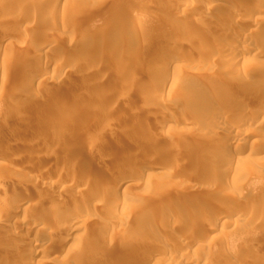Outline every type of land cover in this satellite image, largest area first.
<instances>
[{"label":"rangeland","instance_id":"1","mask_svg":"<svg viewBox=\"0 0 264 264\" xmlns=\"http://www.w3.org/2000/svg\"><path fill=\"white\" fill-rule=\"evenodd\" d=\"M210 1L0 4L4 264L36 258L17 253L40 242L49 254L38 255L39 264H141L144 255L156 257L153 264H264V114L242 128L217 114L243 99L264 110V58L247 53V61L230 66L223 55L226 44L260 41L256 22L239 31L224 27L233 18L227 5L255 0H220L209 9ZM261 14L264 23V6ZM233 136L244 145L227 152ZM123 167L126 175H117ZM122 177L127 186L110 191ZM12 192L18 202H37L38 210L19 212L32 227L3 228L15 209L4 199ZM173 211L193 217V225L170 227L164 221ZM36 220L60 237L39 235ZM73 223L80 226L78 257L59 241Z\"/></svg>","mask_w":264,"mask_h":264},{"label":"bare ground","instance_id":"2","mask_svg":"<svg viewBox=\"0 0 264 264\" xmlns=\"http://www.w3.org/2000/svg\"><path fill=\"white\" fill-rule=\"evenodd\" d=\"M10 1V0H9ZM117 1H120V0H117ZM212 1V2H211ZM210 2H211V4H210V8L209 9H211L212 7H211V5H213V4H218V3H220L221 1L220 0H211ZM6 2H8V0H0V4H3V3H6ZM209 2V3H210ZM213 3V4H212ZM231 3V2H230ZM117 5V4H116ZM215 6V5H214ZM213 6V7H214ZM264 6V0H255V1H253V3H251V4H248V5H239V4H236V3H231V4H229V5H227V7H226V9H227V11L230 13V14H232L233 16V18H231V20H227V22H224L225 23V25H224V27L226 28V29H228V30H237V31H239V29L240 28H242V27H245V25H248L250 22L252 23V25L254 24V22H256L257 24H256V26H258V30H257V27L255 28L256 29V31L253 33V37L254 36H256V37H258V39H260V41L259 42H255L254 44L252 43H250L249 41H247V40H242V42H240V43H238L237 45H235V44H231V43H229V44H226L227 46L225 47V49H223V55L226 57V59H227V64H228V62L230 63V66L231 65H233L235 62H238V61H240V60H244L243 61V63L245 62V61H247L248 59H246L244 56L247 54V53H249V54H253V55H256V56H261L262 58H264V23H263V21H261V9H262V7ZM216 7H217V5H216ZM209 11V10H208ZM52 17L53 18H55V19H57V14L55 13V12H53L52 13ZM221 26H222V24H220ZM250 25V24H249ZM223 27V26H222ZM253 32V31H252ZM103 33V32H102ZM121 42V41H120ZM198 44V43H197ZM124 45H125V43H123L122 42V44H120L119 45V47H118V49H120L121 51H122V49H123V47H124ZM201 45V44H200ZM126 46H128V45H126ZM223 48V47H222ZM225 50V51H224ZM212 51V50H211ZM216 51H218V50H216ZM215 51V52H216ZM82 52H84V51H82ZM214 52V51H213ZM81 53V52H80ZM85 53V52H84ZM78 54H79V52H78ZM217 54L219 55V51L217 52ZM88 55V54H87ZM100 55V54H99ZM212 55V54H211ZM75 57H77V56H75ZM89 56H86V58L85 57H83V58H85V59H87ZM213 57H214V54H213ZM215 57H216V54H215ZM80 58H81V56H80ZM83 58H81V59H83ZM90 58H91V56H90ZM68 59V58H67ZM78 59H79V57H78ZM81 59H80V61H81ZM57 60V59H56ZM87 60H89V59H87ZM83 61L84 63H86V62H88V61ZM204 60H206V59H202L201 60V63L204 61ZM62 61V60H61ZM90 61V60H89ZM170 61V60H169ZM172 61V60H171ZM74 62V61H73ZM76 62H77V60H76ZM82 62V63H83ZM204 62H206V61H204ZM78 64V63H77ZM171 64H173V63H171ZM170 64V65H171ZM83 65V64H82ZM51 66V65H50ZM209 66H210V63H209ZM83 69H84V67H82ZM87 68V67H86ZM86 70H89L88 68L86 69ZM38 76V75H37ZM36 76V77H37ZM172 76V78H171V80L173 81V82H180L181 81V77L180 76H174V74L173 75H171ZM32 77H33V75H32ZM28 81H29V83L31 84V85H34L38 80H35V78L33 77V78H31V77H29L28 79H27ZM2 82L4 83V81H3V78H2ZM228 81L226 80V83H227ZM242 83H243V81H241ZM241 82H239V83H241ZM2 83V84H3ZM229 84H232L233 85V83L231 82H228ZM241 83V84H242ZM1 84V83H0ZM1 84V85H2ZM0 85V86H1ZM234 85H235V83H234ZM237 85V84H236ZM241 86V85H240ZM133 87V86H132ZM194 90H195V88H193ZM249 90H251V89H249ZM253 90V89H252ZM197 91V90H196ZM194 91L195 93H196V96L197 95H199V97H201V92H199V91ZM248 91V90H247ZM201 93V94H200ZM252 93V92H251ZM203 96V95H202ZM202 98V97H201ZM204 98V97H203ZM205 99V98H204ZM249 99V98H248ZM205 101V100H204ZM245 99H243V102H241V103H243L241 106H229V105H222L221 107H220V109H218V108H216V109H213V110H217L218 111V113L217 114H221L222 116L224 115V117H230L232 120H233V122H234V120H237L236 121V124H232L233 125V127L236 125V127L237 128H242V127H247V126H249L250 124H251V122L252 121H255V119L257 118V116H259V115H263L264 114V112H262V110H263V108H261L262 110H260V109H252L254 106H252V108H251V106H247V103H245ZM208 102H210V101H208ZM251 102V101H250ZM254 103V102H253ZM208 104H210V103H208ZM240 105V104H239ZM248 105H252V104H248ZM210 106H212V105H210ZM213 106H214V104H213ZM217 106V105H216ZM256 107V106H255ZM212 108V107H211ZM215 108V107H214ZM264 111V110H263ZM215 112V111H214ZM260 116V117H261ZM227 118V119H228ZM167 120V119H166ZM224 122V121H223ZM222 122V123H223ZM226 123V122H225ZM231 123V122H230ZM259 123H260V121H259ZM262 125V124H261ZM225 124H222L221 125V127L219 128V131L220 130H223L224 131V129H225ZM219 127V126H218ZM227 127V126H226ZM29 128H31V126L29 127ZM28 128V129H29ZM15 138V137H14ZM54 138V137H53ZM52 138V139H53ZM54 140H55V138H54ZM56 140H57V137H56ZM65 141V140H64ZM245 141V140H244ZM244 141H242L241 139H239V138H237L236 136H233V137H231V139L228 141V143H227V145H226V150H227V152L229 151V150H231L232 148H236V147H242L243 145H244ZM53 142H56V141H53ZM52 142V143H53ZM51 143V144H52ZM90 143V142H89ZM55 144V143H54ZM86 144V143H85ZM91 144H89V146H90ZM3 146V145H2ZM2 146H0V147H2ZM4 147H5V145H4ZM85 147V146H84ZM14 154V153H13ZM16 156V155H15ZM228 156V155H227ZM2 157H3V155H2ZM1 157V155H0V158H2ZM14 157V156H13ZM16 158V157H15ZM49 166V165H48ZM60 167L58 166V169H59ZM46 169V168H45ZM47 169H49V168H47ZM46 169V170H47ZM62 169V168H61ZM58 170V171H56L57 173H59V174H61L62 173V170ZM129 169V168H128ZM50 171V170H49ZM127 168L125 169L124 167L122 168V169H120V170H117V175H126V173H127ZM56 175V174H55ZM55 175H54V177H55ZM117 177H120V176H117ZM124 177V176H123ZM116 178V179H114L113 180V182H112V184H110V185H108V189L110 190V191H113V192H115V191H119V190H121V189H123L124 187H126L127 186V184H128V182H126V180H125V178ZM114 178V177H113ZM49 184V183H48ZM47 185V184H46ZM50 185V184H49ZM48 187H50V186H47V188ZM51 188V187H50ZM24 195V194H23ZM6 195H4V199H6V200H8V202H10V207L12 208L13 206H15V209H12V211H10V215H9V217L5 220V222H4V229H6V228H10L11 227V225H13V224H15V223H17V224H20L21 225V228L23 227V228H25L26 226H28V227H32V225H31V219L30 218H27L28 216L27 215H23L24 217H22V218H20V216H19V212H25V211H27V209H29V208H33V209H37L38 210V208H36L37 207V202H36V204L34 203L33 205H31V204H29V205H26L25 203H28L29 202V200L31 201V198L29 197V196H23V197H21V201L20 202H18V199H16V195L15 194H13V192L12 193H10L9 195L7 194V196L5 197ZM21 196V195H20ZM105 198L106 197H104V196H100V201L101 200H105ZM44 199H46V198H44ZM107 199H108V197H107ZM106 199V200H107ZM40 200V199H39ZM38 200V204H41L40 203V201ZM48 200V199H47ZM238 200V199H237ZM42 202H43V198H42V200H41ZM44 203V205H43V207L45 208H42L43 210H46L47 208L45 207L46 206V204H45V202H43ZM8 205V204H7ZM53 205V204H52ZM55 205V204H54ZM48 206H50V205H48ZM38 207H39V205H38ZM56 207V206H55ZM55 207L53 206L52 208H54L55 209ZM40 208V209H41ZM32 209V210H33ZM39 209V210H40ZM57 209V208H56ZM219 210V209H218ZM29 211H31L30 209H29ZM42 211V210H41ZM53 211V213H55L54 212V210H51V212ZM56 211V210H55ZM32 212V211H31ZM35 212V211H34ZM40 212V211H39ZM43 212V211H42ZM41 212V213H42ZM46 212V211H45ZM25 213H27V212H25ZM48 213V212H47ZM80 213H82V211L80 210L79 212H76V217L75 218H79V214ZM34 214V213H33ZM235 214V213H234ZM37 215V214H36ZM38 215H40V213L38 214ZM219 215V214H218ZM26 216V217H25ZM46 216V215H45ZM223 216V215H222ZM49 217V216H48ZM51 217V216H50ZM53 217V216H52ZM198 218H201V219H199L200 221L199 222H201V224H202V222L205 220V218H206V214H202L201 216H199ZM217 218V217H216ZM220 218V217H219ZM30 219V220H29ZM52 219V218H51ZM191 219H193V217H191V218H189L188 216H186V215H184V214H182V213H180L179 211H173L172 212V215H170L169 216V218H168V221H164V222H168L169 223V225H170V227H177V226H189V225H193V220L191 221ZM207 219V218H206ZM198 221V220H197ZM214 221V220H213ZM74 222H75V220H74ZM206 221H204V223H205ZM46 223H47V221H46ZM213 223V222H212ZM220 224V222H219V219L217 218V220L215 219V222L213 223L214 224V230H215V228L217 229L218 228V226H219V224ZM34 225H35V228H37V232H38V234L40 235V233L42 234V235H44L45 236V239L47 238L48 240H50V239H52L53 241L52 242H54V240H55V238H58V237H60L59 235H58V233H56V232H45L44 231V226L42 227L41 225H39L38 224V222H37V220H36V222L35 223H33ZM41 224H43V223H41ZM222 224V223H221ZM225 223L223 222V225H224ZM70 227L67 229V235L64 237V238H59V241H60V239L63 241V244H61L62 245V250H65V251H68V252H70V251H72V255L74 256L75 254H78L79 253V249L78 248H74V247H76V245H77V238H78V235H74V233H76V231L80 228V226H79V224H76V223H73V224H71V225H69ZM187 226V227H188ZM226 226V225H225ZM224 226V227H225ZM18 227V226H17ZM186 227V228H187ZM190 227V226H189ZM27 228V227H26ZM34 228V227H33ZM178 228V227H177ZM185 228V227H184ZM11 229V228H10ZM28 229H31V228H28ZM28 229H27V231H28ZM3 230V229H2ZM172 230V229H171ZM6 231V230H5ZM8 232V231H7ZM16 233V232H15ZM186 233V232H185ZM20 234V233H19ZM194 234V233H193ZM203 234V233H202ZM198 236V235H197ZM204 236V235H203ZM257 238V237H256ZM255 238V239H256ZM260 239V238H259ZM56 241V240H55ZM61 241V242H62ZM51 242V243H52ZM50 243V244H51ZM53 244V243H52ZM58 245H59V243H58ZM49 246V245H48ZM57 246V245H56ZM144 246H146V245H144ZM154 246V245H153ZM157 246H161V245H157ZM21 247V246H20ZM59 247H60V245H59ZM78 247V246H77ZM51 248V247H50ZM49 248V249H50ZM160 248V247H159ZM18 249H19V247H18ZM81 249V248H80ZM163 249V248H162ZM46 250H47V244L46 243H44V242H40V243H36V244H34L33 246H29V248L28 247H24L23 249H20V253H17L18 255H22L21 257H23V256H25L26 254H35V256H36V258H34V256L32 257V258H30L29 256H27V257H29V259L27 258V260H28V262H27V264H39L40 262H38L37 261V256L39 255L40 257H41V255L43 256L44 254H45V252H46ZM73 250H75V253L73 252ZM157 250V249H156ZM179 250V249H178ZM16 251V250H15ZM175 251H177L176 249H175ZM18 252V251H17ZM149 252V251H148ZM157 252V251H156ZM16 253V252H15ZM46 253H48V252H46ZM49 254V253H48ZM148 254V253H147ZM15 256V255H14ZM31 256V255H30ZM38 256V257H39ZM20 257V256H19ZM18 257V258H19ZM75 257H78V256H76L75 255ZM18 261H20V259L21 258H17V257H15ZM25 258V257H24ZM39 259V258H38ZM138 259V258H137ZM157 258L156 257H152L151 255H144L143 256V258L141 259L142 261V263L141 264H153V263H155V262H157V260H156ZM26 260V259H25ZM39 260H41V259H39ZM4 262V260H1L0 259V264H2ZM23 262V261H22ZM25 262V261H24ZM25 262V263H26ZM24 263V264H25ZM73 263V262H72ZM71 262H70V264H72ZM4 264V263H3ZM20 264V263H19ZM68 264V263H67ZM74 264V263H73ZM76 264V263H75Z\"/></svg>","mask_w":264,"mask_h":264}]
</instances>
